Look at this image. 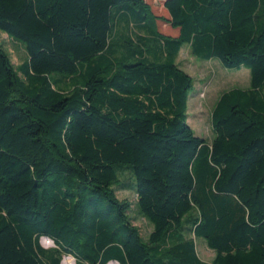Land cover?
I'll return each mask as SVG.
<instances>
[{"label":"trees","instance_id":"16d2710c","mask_svg":"<svg viewBox=\"0 0 264 264\" xmlns=\"http://www.w3.org/2000/svg\"><path fill=\"white\" fill-rule=\"evenodd\" d=\"M162 10L0 0V31L27 54L17 70L0 45V264H264V0H164ZM186 46L250 74L249 88L217 99L210 142L187 123ZM51 74L81 79L62 90ZM125 170L146 239L113 188Z\"/></svg>","mask_w":264,"mask_h":264},{"label":"rangeland","instance_id":"374dc122","mask_svg":"<svg viewBox=\"0 0 264 264\" xmlns=\"http://www.w3.org/2000/svg\"><path fill=\"white\" fill-rule=\"evenodd\" d=\"M152 9V12L159 17H166L162 10V3L164 0H145ZM114 12V11H113ZM158 30L165 35L173 36L176 30L164 25L162 22L157 23ZM134 29L128 32V35H133ZM118 33L122 30L118 28ZM120 35V34H119ZM117 36L119 39L120 36ZM0 45L8 53L14 67L18 70L27 60V54L24 47L17 41L8 37L5 33L0 31ZM177 64L181 69L188 74L194 82V86L190 91L187 103V123L194 131L195 135L207 141L212 139V129L210 123L211 111L222 93L230 89H247L250 84V74L247 69L240 70H226L222 67L218 60L199 61L193 57L189 48L184 47L179 54ZM19 75L22 79L24 76L19 70ZM59 77L58 74H51L50 80L56 84L57 88L68 90L72 84L77 83L81 79L77 76L75 81H60L56 82ZM119 179V186H113L116 195L120 200H126L130 203L129 216L134 218V224L139 228L141 236L146 239L152 230V226L138 214V207L134 192L131 186L134 179L130 172L125 170V173L117 174ZM41 246L45 249L53 247V243L47 241H40ZM196 252L201 261L210 263L214 258V252L206 247L203 239L196 240ZM61 264H75L71 257H63Z\"/></svg>","mask_w":264,"mask_h":264},{"label":"crops","instance_id":"0c3cea01","mask_svg":"<svg viewBox=\"0 0 264 264\" xmlns=\"http://www.w3.org/2000/svg\"><path fill=\"white\" fill-rule=\"evenodd\" d=\"M112 263H114V262H112Z\"/></svg>","mask_w":264,"mask_h":264}]
</instances>
